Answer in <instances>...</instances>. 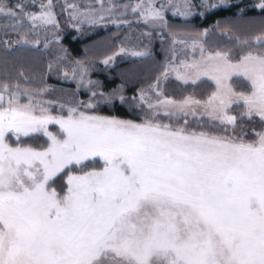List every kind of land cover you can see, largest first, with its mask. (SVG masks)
Segmentation results:
<instances>
[{"label":"snow or ice","instance_id":"1","mask_svg":"<svg viewBox=\"0 0 264 264\" xmlns=\"http://www.w3.org/2000/svg\"><path fill=\"white\" fill-rule=\"evenodd\" d=\"M41 7L0 4V14L55 26L51 4ZM169 7L191 12L188 0H139L132 12L164 22ZM229 40L238 51H174L165 79L172 71L214 90L161 98L158 79L140 122L98 115L91 101L54 116L0 83V264H264V31ZM161 112L176 119L163 123ZM244 120L260 130L244 131Z\"/></svg>","mask_w":264,"mask_h":264},{"label":"trees","instance_id":"2","mask_svg":"<svg viewBox=\"0 0 264 264\" xmlns=\"http://www.w3.org/2000/svg\"><path fill=\"white\" fill-rule=\"evenodd\" d=\"M15 1L23 3L25 12L39 10V3L28 0H0V4L14 8ZM260 3L261 0H238L234 4L213 9L203 18L198 13L189 18L167 14V31L197 34L202 29H209L203 40L207 51L218 48L238 51L229 37L233 41L236 38L244 40L264 31V10L258 7ZM58 34L61 40L50 41V37L45 36L37 46H33L31 41H35L36 32L32 31L25 18L22 23H17L16 19L0 14V83L6 82L12 87L18 85L21 92L47 102L46 106L56 115L63 114L59 110L60 105L75 106L90 99L96 101V113L141 121L149 109L140 101L138 90L164 74L166 64L172 57L168 45L170 37L159 40V32L143 22L119 26L108 23L105 28L91 26L82 31L60 29ZM9 37L13 39V45L6 48L4 41ZM132 46L148 53L132 57L119 52L122 47ZM109 57H112L113 63L104 64ZM73 65L86 69L87 79L81 83L78 91L74 89L78 80L72 79L71 75ZM66 71L69 72L67 75ZM236 86L237 90H243L239 82ZM213 90L210 86L194 88L184 85L173 77L163 82L164 95L177 100L188 95L204 99ZM93 92L97 95L93 96ZM61 93L64 96H60ZM120 97L124 98L123 102ZM68 98L72 101L66 102ZM21 100L27 102L26 97H21ZM158 119L165 123L168 117L161 114ZM180 123H183V119ZM189 124L196 127L192 119H189ZM241 124L244 131L250 132L253 128L260 130L258 122L244 120ZM51 128L56 129L54 125ZM240 131V128L236 129L237 133ZM60 180L63 179L57 181Z\"/></svg>","mask_w":264,"mask_h":264},{"label":"rangeland","instance_id":"3","mask_svg":"<svg viewBox=\"0 0 264 264\" xmlns=\"http://www.w3.org/2000/svg\"><path fill=\"white\" fill-rule=\"evenodd\" d=\"M28 1L39 3L38 11L36 12L27 11V13H34L37 15H39L42 11H45V9L41 7V5H48L50 3L52 6L51 11L56 21L55 26L53 25L41 26L40 22L37 21L36 22L37 26L33 28L32 22H30L25 17V20L30 24L32 31L34 33L36 32L37 37L35 41H31V44L33 46H37V44L40 42L39 40L45 36L50 37V41L61 40V37L58 34V31L60 29L73 28L75 30L82 31L85 27H91V26H94L98 29L105 28V26L108 23H112L113 25L119 26L123 24L128 25L131 23L143 22L144 24L148 25L150 28H154L159 32V35H160L159 40L170 37L171 40L168 43V45H169V49L172 52L171 56L173 55V52L175 51L180 59H184L185 57L190 59L193 57V55L199 56L198 48L194 50L193 44L196 43V44L203 45V40L206 37L204 35V32L206 29H202V31L197 34L185 33L186 34L185 35V34L171 33L167 31V27H166L167 21H168L167 14H171L174 17L189 18L193 16L194 14L198 13L203 18L208 12L212 11L215 8H218L221 6H228V5L234 4L235 2H238V0H188V3L191 5L190 13L186 15L174 14L176 10L174 8L169 7L163 12L164 22L157 21L153 23L152 21L145 22L144 18L139 16L138 13L132 12V7H134L139 2V0H48L46 2H41L37 0H28ZM179 2H183V0H179ZM18 3L23 5L22 2H18V1L17 2L15 1L14 4L16 5ZM154 3L157 6H159L160 4H168L169 0H154ZM212 5H216V6L212 7ZM14 8L12 9L18 11L17 9H14ZM119 52L128 53L132 57H135V56L139 57V56H143L148 53L147 51L140 49V47L135 48V46L122 47L120 48ZM135 53H139V55ZM171 60H172V57H171ZM170 61L167 62L166 67L169 65ZM111 63L113 62L111 61L108 64H111ZM73 67L74 68L72 70H75V75L73 74L74 71L71 73V75H73L72 79L76 78L78 80V82L76 83L74 82L76 84V88L74 89L77 90L78 87L82 85L81 83H83L85 79H87L86 69L83 67L77 68V66H74V65ZM82 70H85L83 72V80H81ZM65 73H69V72L66 71ZM164 74L158 78L160 81L159 90L162 92L161 98L166 97L163 92V82L166 80ZM169 77L176 78V73L169 71L167 73V78ZM158 79H155L154 81H152L150 85H147L138 90V97L141 102L146 104V106L148 105V103L155 104L157 102L156 89L154 86L157 84ZM61 87L63 88V86ZM60 96H64V94L61 93ZM142 97H143V100L141 99ZM66 100H67L66 102L72 101L70 100V98ZM90 101H91L90 99H87L85 103H88ZM91 102L95 104L96 101H91ZM51 114L54 116H59L53 113ZM96 114L103 115V116H111V115H105V114H99V113H96ZM118 118L125 119V120H133L130 118H121V117H118ZM175 119H176L175 117H172L171 119L168 118L165 120V123H170L172 120H175ZM188 119L190 120L192 119L194 124H196L195 119H193L192 117H189ZM134 121L140 122L137 120H134ZM54 126L56 127V129L51 128V125H49V130L55 132L58 126L56 125ZM62 184H63V180H60V181H57L56 186L59 188V186Z\"/></svg>","mask_w":264,"mask_h":264},{"label":"built area","instance_id":"4","mask_svg":"<svg viewBox=\"0 0 264 264\" xmlns=\"http://www.w3.org/2000/svg\"><path fill=\"white\" fill-rule=\"evenodd\" d=\"M6 48H11L13 45V40L11 38H8L4 41Z\"/></svg>","mask_w":264,"mask_h":264}]
</instances>
